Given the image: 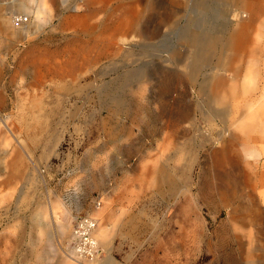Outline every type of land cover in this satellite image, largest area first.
Returning <instances> with one entry per match:
<instances>
[{
	"label": "rangeland",
	"instance_id": "1",
	"mask_svg": "<svg viewBox=\"0 0 264 264\" xmlns=\"http://www.w3.org/2000/svg\"><path fill=\"white\" fill-rule=\"evenodd\" d=\"M23 1L0 0V264H264V0ZM241 22L222 62L206 35Z\"/></svg>",
	"mask_w": 264,
	"mask_h": 264
},
{
	"label": "bare ground",
	"instance_id": "2",
	"mask_svg": "<svg viewBox=\"0 0 264 264\" xmlns=\"http://www.w3.org/2000/svg\"><path fill=\"white\" fill-rule=\"evenodd\" d=\"M29 1H33V0L23 1L22 3H20V5L17 6V9H18V7H19V9L25 8V4H27ZM3 9H4V4L2 3V6L0 5V20H1V18H3V17H1ZM1 22H2V20H1ZM247 28L248 27L244 22L238 23V25H236V27H232V29L227 28L225 25H223V26L222 25H220V26L216 25L214 27V29L212 30V32L210 34L206 35L208 37V39L212 41L211 43L213 46H216V43H220L219 47L217 48V51L219 52V58L222 62L226 61L227 57H229V59H232L233 55H235L236 53L239 52V49L242 46L244 33L247 31ZM179 29L180 28H178V30ZM226 31H228V32H226ZM200 38L201 37L196 33L192 34V36L190 37L192 50H193L194 54L195 53L197 54L198 48L202 42L200 40ZM216 86L217 85L212 80V82L209 83L208 87H206L207 90L205 91L206 100H207V102H209V105L211 106V109L209 111V112H211L210 113L211 117H215L217 115L225 113L224 110L225 111L230 110V112H231L233 110L232 108L234 106L231 103V100H232L231 96H233L235 93L234 88L231 87L229 89V94L231 95V96H229L227 94H221ZM221 109L223 111H220ZM260 137L264 141V135H262ZM21 145H22V148L25 150L31 149V146L29 144H27V142L21 141ZM217 160L220 161L222 159L219 158ZM24 164H25V159H23L22 156L19 154L16 157L15 164L13 162L8 164L10 166V170H11L9 173V178L13 183L12 187H11L12 193L16 189V186L19 184V182L22 180V178H26L24 176ZM262 177L264 178V173H263ZM229 192H230V190H229ZM231 193L233 195L236 194L235 190H233V189L231 190ZM31 198L32 197H31L30 192L25 191L21 197V202L22 203H29L31 201ZM41 212L42 211H40L38 209L37 214L39 215V218L41 216ZM39 218H37L38 223H39ZM92 227H93V224L91 221L88 220V221L84 222V225L80 226V228H83V229L78 230V235H79V236H77L78 240L83 241V237H84L85 233H87V230H88V232L90 234ZM73 234H71V235H73ZM90 238L92 240H94L92 246H96L97 240L95 238L93 239L91 234H90ZM81 243H79V244H81ZM102 245L108 247L110 250L111 246H112V240H110L109 237L102 236ZM79 247L82 248L80 251H83L87 254L92 253L93 249L95 248V247H93V248H89V250H86L82 246H79ZM75 252H77L79 255L78 250H75ZM112 259H113V257H112ZM113 260H115V259H113ZM90 261H96L98 264H101L99 259H97V257L95 255L92 257V259H90Z\"/></svg>",
	"mask_w": 264,
	"mask_h": 264
},
{
	"label": "built area",
	"instance_id": "3",
	"mask_svg": "<svg viewBox=\"0 0 264 264\" xmlns=\"http://www.w3.org/2000/svg\"><path fill=\"white\" fill-rule=\"evenodd\" d=\"M89 218H83L79 223H83L84 221H87ZM83 228H80L79 227V224H78V227H77V229H76V232L78 231V230H82ZM93 241L94 240H92L91 238H90V234H89V232H88V230H87V233H85V235H84V237H83V241H82V243H81V246L83 247V248H85L86 250H89V248H93V247H95V246H92L93 245ZM97 247L98 246H96L95 247V249H97ZM82 248H80V247H78V250H81Z\"/></svg>",
	"mask_w": 264,
	"mask_h": 264
}]
</instances>
